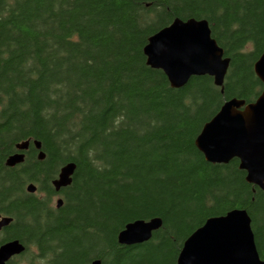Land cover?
Instances as JSON below:
<instances>
[{"label": "trees", "instance_id": "1", "mask_svg": "<svg viewBox=\"0 0 264 264\" xmlns=\"http://www.w3.org/2000/svg\"><path fill=\"white\" fill-rule=\"evenodd\" d=\"M175 19L209 23L231 59L223 92L209 76L173 89L147 65L149 38ZM263 51L264 0H0V213L13 219L0 246L26 247L8 264H176L189 236L235 209L264 261V191L239 160L210 164L195 145L225 102L259 98ZM27 140L45 160L9 168ZM68 163L57 208L51 181ZM154 218L163 225L149 242L118 243Z\"/></svg>", "mask_w": 264, "mask_h": 264}, {"label": "water", "instance_id": "2", "mask_svg": "<svg viewBox=\"0 0 264 264\" xmlns=\"http://www.w3.org/2000/svg\"><path fill=\"white\" fill-rule=\"evenodd\" d=\"M147 65L162 71L173 89L184 88L192 78L209 76L216 87L224 90L231 59L212 37L206 20L175 19L148 40L144 48ZM254 72L264 87V51L254 65ZM195 145L206 162L227 165L237 159L246 172L247 183L264 191V88L259 98L250 104L232 99L223 104L219 112L204 126ZM41 150V143H35ZM19 152L29 148V142L17 145ZM42 151L38 160L43 161ZM24 153L8 158L7 166L23 164ZM77 166L69 163L53 181L56 192L71 186ZM34 184L27 186L29 194H36ZM63 205L57 201V208ZM12 218L0 214V231L7 228ZM246 210L235 209L224 216L212 217L184 242L176 264H264L258 253ZM163 225L160 218L137 220L129 223L118 235V243L132 247L149 242ZM26 247L19 240L0 246V264H8L22 256ZM91 264H103L99 259Z\"/></svg>", "mask_w": 264, "mask_h": 264}, {"label": "flooded vegetation", "instance_id": "3", "mask_svg": "<svg viewBox=\"0 0 264 264\" xmlns=\"http://www.w3.org/2000/svg\"><path fill=\"white\" fill-rule=\"evenodd\" d=\"M28 141V140H27ZM25 142V141H24ZM34 142L35 141H29V148H28V150H26L25 152H19L18 150H17V148H16V146H17V144L15 145V150H16V152L15 153H13L11 156H13V155H16V154H19V153H24V155H25V160L28 158V156L29 155H34L35 157H36V159L38 160V155H39V153L40 152H42L43 151V148L41 147V150H38L36 147H35V144H34ZM44 152V151H43ZM45 153V152H44ZM46 158V157H45ZM45 160V159H44ZM43 160V161H44ZM39 161V160H38ZM7 165V164H6ZM59 174H60V171H59V173H58V176L55 178V179H53L52 181H51V185L53 186V181H55L56 179H58V177H59ZM30 185V184H29ZM37 187V186H36ZM53 188H54V186H53ZM68 188V187H67ZM67 188H62L59 192H56L55 191V188H54V191L57 193V196H55L53 199H54V202L56 203V206H57V201L58 200H62L63 201V198H62V196H61V194H62V191L63 190H65V189H67ZM62 207V206H61ZM1 214V213H0ZM2 215V214H1ZM3 217H6L5 215H2ZM12 223V222H11ZM5 229V228H4ZM3 230V229H2ZM1 232V231H0ZM17 258V257H16ZM15 259V258H14ZM14 259H12V260H14ZM11 260V261H12Z\"/></svg>", "mask_w": 264, "mask_h": 264}, {"label": "bare ground", "instance_id": "4", "mask_svg": "<svg viewBox=\"0 0 264 264\" xmlns=\"http://www.w3.org/2000/svg\"><path fill=\"white\" fill-rule=\"evenodd\" d=\"M153 36V35H152ZM170 84V83H169ZM171 86V85H170ZM172 88V87H171ZM196 141V140H195ZM25 142H29V141H25ZM37 142H39V141H37ZM22 143V142H21ZM36 143V141L34 142V144ZM41 143V142H40ZM18 144H20V143H18ZM17 144V145H18ZM17 147V146H16ZM41 147H42V144H41ZM8 161V160H7ZM7 164V163H6ZM69 164V163H68ZM67 165V164H66ZM65 166V165H64ZM241 210H243V209H241ZM230 212V211H229ZM249 215V214H248Z\"/></svg>", "mask_w": 264, "mask_h": 264}, {"label": "rangeland", "instance_id": "5", "mask_svg": "<svg viewBox=\"0 0 264 264\" xmlns=\"http://www.w3.org/2000/svg\"><path fill=\"white\" fill-rule=\"evenodd\" d=\"M36 251L33 249V253H35ZM19 264H26V262L25 261H21V263H19Z\"/></svg>", "mask_w": 264, "mask_h": 264}]
</instances>
